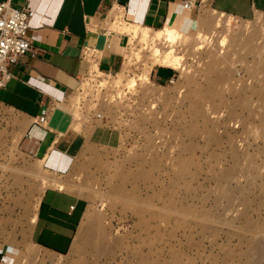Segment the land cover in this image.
<instances>
[{"label":"rangeland","instance_id":"obj_1","mask_svg":"<svg viewBox=\"0 0 264 264\" xmlns=\"http://www.w3.org/2000/svg\"><path fill=\"white\" fill-rule=\"evenodd\" d=\"M208 16L181 33L185 70L154 66L149 83L139 81L154 58L142 42L128 41L111 76L86 54L80 88L43 119L84 140L58 177L66 187L0 129V264H264V14ZM153 70L171 75L157 81ZM50 186L87 201L62 257L29 241Z\"/></svg>","mask_w":264,"mask_h":264},{"label":"crops","instance_id":"obj_2","mask_svg":"<svg viewBox=\"0 0 264 264\" xmlns=\"http://www.w3.org/2000/svg\"><path fill=\"white\" fill-rule=\"evenodd\" d=\"M182 1L119 0L126 7L129 24L152 30L172 27L186 35H195L209 14L241 21L264 14V0H201L190 10L182 8ZM10 6L28 9L26 37L36 55L21 58L11 70L13 79L0 90V129L18 136L20 151L41 162L66 187V182L59 179L71 173L84 140L74 130L53 134L43 125L46 111L80 88L88 72L85 49L93 50L99 72L113 74L121 68L127 38L100 34L106 15L103 0H11ZM92 30L98 36L91 35ZM170 75L164 70L151 73L161 82ZM86 209L85 199L65 189L46 188L31 223V246L59 257L68 255Z\"/></svg>","mask_w":264,"mask_h":264},{"label":"built area","instance_id":"obj_3","mask_svg":"<svg viewBox=\"0 0 264 264\" xmlns=\"http://www.w3.org/2000/svg\"><path fill=\"white\" fill-rule=\"evenodd\" d=\"M10 1L6 0L0 3V90L4 89L9 81L13 79L11 70L21 58L27 56L34 58L36 55L26 37L29 11L26 7L21 9L11 7ZM103 1L106 4V15L104 17V29L100 34L104 37L118 35L116 28L122 24L130 25L126 21V7L120 4L119 0ZM200 3L201 0H183L181 6L185 10H190ZM94 31H97V29L95 28ZM86 54H91L93 59V50L85 49L83 59ZM108 75L111 76L112 74ZM172 81L173 79H170L169 83H172Z\"/></svg>","mask_w":264,"mask_h":264},{"label":"bare ground","instance_id":"obj_4","mask_svg":"<svg viewBox=\"0 0 264 264\" xmlns=\"http://www.w3.org/2000/svg\"><path fill=\"white\" fill-rule=\"evenodd\" d=\"M220 25H222V24H220ZM116 32L118 33V35L125 36L126 38H128V41H135V43L142 42L143 44L148 46V48L151 49L150 51L154 57L151 60H153V61H150L151 63H150V65L147 66L148 68L145 71H143L144 72L143 74H140L142 76L139 75L140 76L139 81L144 82L143 84H145V82L149 83V77L148 76H149V74H150V72L154 66H157L160 68H169V69L174 70V71H182L184 69L183 65L181 63L182 62L181 57L177 56L176 50H175L176 45L178 43H180V40L182 38L181 32H179L177 29H174L172 27H166V28L161 29L159 31H156L154 34H152L153 32L151 33V32H149V30L147 31L146 27H140V26L131 25V24H130V26H127V25L122 24L120 27L116 28ZM90 34L93 36H98V34H96L93 30L90 32ZM200 37L198 36V38H200ZM253 37H255V35H251L248 40L252 41L254 39ZM94 40H92V41H94ZM197 40H199V39H197ZM203 42H204V40H203ZM138 44H140V43H138ZM211 60H212V57H211ZM105 76H107V75H105ZM134 82H135V80L131 79L129 82H127L126 85H128L130 88V87L134 86ZM128 86H126V87H128ZM59 131L61 134L63 131L65 132V129H60ZM62 187L64 188V186H62ZM63 188H61V189H63ZM91 225L93 227L97 226V224L91 223L89 225V227ZM91 227H90V229H91ZM83 232H84V229L82 228L81 229V235ZM90 234H91V230H90ZM89 238H90V235H89ZM89 238H88V240H89ZM252 248L254 250H256L257 249L256 244H253Z\"/></svg>","mask_w":264,"mask_h":264}]
</instances>
